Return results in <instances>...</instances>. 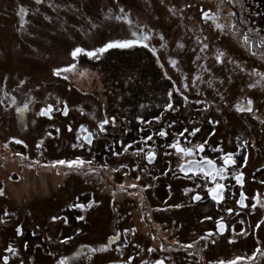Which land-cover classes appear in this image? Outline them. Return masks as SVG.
Wrapping results in <instances>:
<instances>
[{
	"label": "rangeland",
	"instance_id": "rangeland-1",
	"mask_svg": "<svg viewBox=\"0 0 264 264\" xmlns=\"http://www.w3.org/2000/svg\"><path fill=\"white\" fill-rule=\"evenodd\" d=\"M204 12L214 19L205 20ZM117 16L127 20H118ZM217 24L223 27L217 28ZM133 32L137 36L147 35L149 40L145 43L149 47L113 48L92 58L82 53L75 60L71 55L77 47L88 52L110 41L135 39ZM71 65L75 67L61 76L53 74L55 69ZM113 80L129 83L117 87ZM128 89L138 103L140 100L134 107L141 110L140 116H151L153 120L154 115L158 116V131L168 127L169 122L178 124L173 131L165 129L166 138L144 141L146 147L158 149L164 143H173L175 131L179 134L176 137L199 135L203 143H212L226 151L231 146L228 136L241 133L247 145L246 138H250L249 143H254L256 138L262 149L264 127L251 124L247 117H264L261 112H253L262 106L256 102L257 98L264 99V0H41L40 3L0 0V149H7L6 136L23 133L29 136L36 164L35 172L27 171L24 178L18 174L10 179L7 173L13 171L14 165L0 158V176H6L0 180L4 192L0 196V264L10 255L6 249L12 243L21 257L10 259L8 264H54L56 259L47 255L50 250L69 256V264H83L82 256L77 257L76 252L89 253L88 246L100 249L113 241L110 247H116L145 237L144 231H114L115 220L104 213L81 211L69 201L55 204L63 194L70 193L69 187L83 198L91 197L92 193L100 195L98 183L91 178L101 173L93 171L85 173L86 179L76 175L68 179L65 172L47 166L58 161L63 149L68 147L63 136L56 138L58 132L54 129L64 130L69 118L57 119L59 125H56L54 120H42L37 114L25 116L36 105L38 111L40 106L47 108L48 104L53 111H61L66 102L82 116L90 118L94 114L100 124L108 119L106 130L117 129L122 122L126 130L132 129L133 125H127L135 120L139 121L135 128L150 126L153 120L128 116L133 108L129 106L133 100ZM10 91L19 94L16 104L23 97L29 101L27 112L15 120L9 114L13 108H5ZM249 101L251 111L238 110L248 106ZM144 102L149 106L146 111L141 104ZM168 104L172 105L171 109ZM178 113L183 115L184 122ZM199 125V131H195ZM222 133L225 139L216 135ZM127 148L120 143L116 151L133 157L134 151ZM137 148L141 150L143 145L131 146L136 151ZM41 149L49 151L48 158L36 157ZM83 160L86 163L82 171L84 167L99 166L90 159ZM136 170L131 168L129 179H138ZM103 205L109 209L105 200ZM81 216L83 220L79 219ZM112 235L118 238L113 239ZM63 240L68 242L61 243ZM34 244L41 247L40 258L34 256ZM107 252L108 249L95 252L93 257L98 259L93 264L119 259L115 248L114 254Z\"/></svg>",
	"mask_w": 264,
	"mask_h": 264
},
{
	"label": "flooded vegetation",
	"instance_id": "flooded-vegetation-1",
	"mask_svg": "<svg viewBox=\"0 0 264 264\" xmlns=\"http://www.w3.org/2000/svg\"><path fill=\"white\" fill-rule=\"evenodd\" d=\"M10 95V100L7 102L8 106L5 105V108L12 107V112L9 114L14 120L19 119L18 116L21 113L17 109L23 107L25 103L29 104V101H25L23 97L21 103L16 104L19 94L16 91H10ZM174 100L176 98L171 101ZM256 102L261 103L262 106L256 107L253 112L255 114L261 112L264 115V99L257 98ZM63 104L61 111L55 112L54 110L48 116L39 115L40 111L46 107L42 105L38 111L36 105L35 110L26 111L25 116L37 114L42 120L46 119L45 121L48 122L54 120L53 124L56 123L57 119L60 121L69 118L64 123L65 131L60 127L54 129V131L59 129L56 138L59 139L63 136L68 146L63 149L62 154H64L58 159L66 161L77 158L81 160L90 159L93 163H98L99 166L84 167V171L81 170L83 166L72 168L66 165L53 166L54 161L47 166L53 170L65 172L68 179L71 175L86 179L85 173L88 174L93 171L101 173V175L91 178L95 184L98 183L101 194L92 193L91 197L83 198L73 187H69L68 192L70 193L63 194L60 199L55 201V204L60 205L62 201H69L76 207L82 205L83 207H77L81 211L91 214L94 212L104 213L110 219L115 220L114 231L118 233L144 231L145 237L140 241L124 242L126 248L124 243H121L116 247L111 246L112 249L110 244L113 241L104 246L108 252L111 251L113 254L115 248L119 253V259L112 261V263L104 262L102 264H157L158 261H163V264H206L208 261L213 264H220L221 261L224 264H229L230 261L237 260L238 257L242 259L237 261V264H264V161H257L258 158H264V146L262 149L259 148L256 138L254 143H249L250 138H246L247 145L243 141V134H230L228 140L231 146L230 150L226 151L218 149L212 143H203L199 135H194L191 138L176 137L179 134L174 131L173 143H164L158 149L157 147L150 148L144 145V141H158V137L166 138L167 134L160 136L159 133L161 131L165 133L173 131V127H178L177 122H169L168 127L165 128L168 131L165 129L158 131L156 128L158 116H153L155 120L151 116H145L146 118L139 116L141 120H153L154 123L148 127L143 125V127L135 128L137 126H134L129 130L124 127L126 136L118 137L114 133L115 127L112 131L105 128L101 131L98 118L94 114L88 118L85 114L82 116L76 108L70 109L66 102ZM65 108L67 114H65ZM178 115L184 122L183 115L179 113ZM33 117L31 119L34 120ZM247 120L251 121V124H257L260 128L264 127V117H247ZM134 122L136 124L139 121L135 120ZM122 123L119 125L122 126ZM56 125L59 124L56 123ZM199 127L200 125L197 129H200ZM4 129L7 130V128ZM82 129L87 131H82ZM231 131L235 132L236 130L231 129ZM89 134H91L90 144L85 139ZM224 134L216 135L218 138L225 139ZM49 135L51 133L47 136ZM149 136L152 137L151 140L147 139ZM6 138L7 149H0V158L2 161L14 165L13 171L8 172L7 176L13 179L18 174L19 177L20 174H23L24 178V173L27 171L35 172V153L33 149H30L29 136L22 133L14 136L9 135ZM14 140H21L23 143L17 144ZM177 142L181 148H192L193 154L185 155L182 152H177L176 148L171 147ZM120 143L124 145V148L128 147L127 149L134 151L133 157L132 154L127 156L120 153L121 151H116V146H119ZM134 144H142L143 148L141 150L137 148V151L136 148L131 149ZM199 145H204L203 152L198 150ZM40 151V155H38L39 151L36 153L37 158L49 157V151L44 149ZM150 153H154V158L151 160L148 158ZM227 154H232L234 164H224L223 157ZM245 158L247 159L245 160ZM203 159L212 160L217 168H224V178L221 179L220 176H216V179L213 180L211 176H205L203 171H198L195 167L188 170L190 161ZM20 166L25 168L20 169ZM37 166L39 165L37 164ZM132 167L137 169L138 179H129ZM182 167L184 170H181ZM5 172H7L6 168ZM241 174L242 182L237 183L236 176ZM5 177L0 176V180L2 181ZM1 183L0 189L3 190V182ZM217 183L225 186L223 199L219 202L214 201L208 192V189L215 187ZM241 192L246 197L244 201L246 206H241L238 203ZM106 194L107 196H105ZM197 195L201 199H194ZM79 200L83 202H78ZM104 200L109 205L108 210L103 205ZM184 213H187V216H184ZM218 222L225 224L223 233L217 227ZM257 225L260 226L257 227ZM209 233L212 235L209 236ZM20 235L22 234L18 236ZM113 235L112 237H114ZM25 237L23 236V238ZM187 245H192V247H187ZM45 247L49 248L47 245ZM88 247L93 248L92 246ZM11 248L14 249V252H9L8 262L10 259L21 257V255L18 256L17 247L13 243ZM40 250L41 247L34 244V256L40 258ZM83 252H76L77 257L79 254L82 256L83 264H93V260L98 259L93 257L95 252L89 250V253L82 254ZM47 255L56 259L54 264H61V261L64 260H67L69 264V256L63 257L62 254L58 255V252L54 253L51 250ZM30 264H36V262Z\"/></svg>",
	"mask_w": 264,
	"mask_h": 264
},
{
	"label": "snow or ice",
	"instance_id": "snow-or-ice-1",
	"mask_svg": "<svg viewBox=\"0 0 264 264\" xmlns=\"http://www.w3.org/2000/svg\"><path fill=\"white\" fill-rule=\"evenodd\" d=\"M36 2L40 3L41 0H36ZM229 2H230V0H229ZM121 11H123V9H121ZM22 12H23V10H22ZM203 18L205 20L210 19V18L214 19V17H210L209 16L208 12H204L203 13ZM116 19H118V20L119 19L127 20V17L117 16ZM127 22L129 24H131L130 20H128ZM222 27H223L222 25L217 24V28H222ZM132 36L136 37V38L135 39H124V40L110 41L107 44H105L104 47L99 48V49H97L95 51L85 52V50L83 48L77 47V48H75L72 51L71 55H72L73 59L75 60L82 53L87 55L89 58H92V57H95L97 55V53L103 54V53L107 52L109 49H113V48L127 49V48H131L133 46H142L144 48H148L149 47V45L147 43H145V41L149 40V37L147 35H144L143 33H140L139 36H137V33L133 32ZM247 40H248V38H247V36H245V42H247ZM74 67H75V65H71L69 68H57V69L54 70L53 74L59 77V76H61V73L68 72ZM66 78L67 77H65V79ZM169 96L171 97V93H169ZM13 99H15V98H13ZM250 105H251V101L248 102V106H242L238 110L239 111H251ZM167 107L169 109H171L172 105L168 104ZM27 109H28V104L25 103L24 107L17 109V111L22 114L23 112L27 111ZM52 111H53V107H52V105H49L46 109H42L40 111L39 115L48 116ZM65 114H67L66 108H65ZM108 123H109L108 119L103 120V122L100 124L101 131L104 130V125H106ZM57 131H59V129H57ZM69 131H71V128H69ZM82 131H87V130L86 129H82ZM185 131H187V129ZM195 131H199V129H196ZM192 134H195V133L193 132ZM159 135L160 136H165L166 133L161 131L159 133ZM181 135H183V133H181ZM85 139L90 144L91 143V134H89V136H86ZM147 139L151 140L152 137L149 136ZM14 142L17 143V144L23 143V141H21V140H14ZM74 147H75V145H74ZM171 147L176 148L177 152H182L185 155H192L193 154V149L192 148H187V149L181 148L179 146V142H177L176 144L171 145ZM198 150L200 152H203L204 151V145H199L198 146ZM17 155H19V153H17ZM148 158H149V160L153 159L154 158V153H150ZM246 159L247 158H245V160ZM223 160H224V164L225 165H229V164H234L235 163V161L233 160L232 154L225 155L223 157ZM88 163H91V162L89 161ZM84 164H85V161L77 158L75 160H70V161L58 160V161L54 162L53 166H55V165H66L67 167L72 168V167H82ZM193 167H195L196 170H198V171H203L205 176H211V178L213 180L216 179V176H220L221 179L224 178V176H223L224 171H225L224 168H217L215 163L212 160L203 159V160H200V161H190L189 164H188V170H192ZM181 170H184L183 167H182ZM236 181H237V183H241L242 182V174L236 176ZM224 187L225 186L223 184L217 183L215 187L208 189L209 195L211 196V198L214 201L219 202L220 200L223 199ZM2 195H4V192H3V190H0V196H2ZM194 199L199 200V199H201V197L199 195H197L196 197H194ZM245 199H246V197H245L244 193L241 192L240 200L238 201V203L241 206H246L244 204ZM77 207H83V206L82 205H77ZM253 207H255V205H253ZM229 212H231V209H229ZM7 215H8V213L5 212V216H7ZM53 219L55 220L57 218L54 217ZM79 219L83 220L84 217L81 216V217H79ZM259 226L260 225H257V227H259ZM217 227H218V229H219V231L221 233H223V231L225 230V224L223 222H218L217 223ZM17 234L18 235L22 234L20 229H17ZM208 235L210 236V235H212V233H209ZM117 238L118 237H113V239H117ZM202 239H204V237H202ZM67 242H68L67 240L61 241V243H67ZM187 247H192V245H187ZM106 250H107L106 247H102L100 249H97V248H91L90 249V251L93 252V253L97 252V251H106ZM6 251L14 252V249L9 247L8 249H6ZM149 251H152V249H149ZM257 251H259V249H257ZM240 259H242V258L238 257L237 260L230 261L229 264H237V261H239ZM4 264H8L7 257L4 258ZM61 264H68V261L67 260L61 261ZM157 264H163V261H158ZM220 264H224V262L221 261Z\"/></svg>",
	"mask_w": 264,
	"mask_h": 264
},
{
	"label": "trees",
	"instance_id": "trees-1",
	"mask_svg": "<svg viewBox=\"0 0 264 264\" xmlns=\"http://www.w3.org/2000/svg\"><path fill=\"white\" fill-rule=\"evenodd\" d=\"M114 81V80H113ZM129 82H122V83H118L117 82V80H115L114 81V85H117V87H124V84H128ZM128 93H129V96H130V99H132L133 101L130 103V107L132 106L133 108L130 110V112H129V115L128 116H130L131 117V119L134 117H137V116H140V113H141V110H135L134 109V107H135V105L136 104H140V100H139V103H138V100L136 99V97L134 96V94L131 92V89H128ZM141 104H144L143 105V107L142 108H144V110L146 111L147 109H146V107H147V105H146V103L144 102V103H141ZM146 105V106H145ZM158 105V104H157ZM149 107V106H148ZM147 107V108H148ZM127 117V116H126ZM130 125H133V127L134 126H136V124H135V122H133L132 121V123L131 124H129V122H128V125H127V127H129ZM120 127H123V128H121L120 130H119V128ZM124 127H125V123H122V126L121 125H119L118 127H117V129L115 130V131H118V132H114L118 137H124V136H126V135H124V133L125 132H123L122 130H124ZM123 132V133H122Z\"/></svg>",
	"mask_w": 264,
	"mask_h": 264
}]
</instances>
